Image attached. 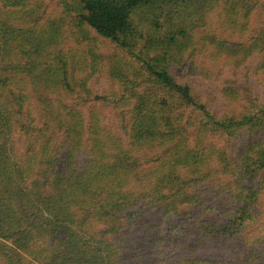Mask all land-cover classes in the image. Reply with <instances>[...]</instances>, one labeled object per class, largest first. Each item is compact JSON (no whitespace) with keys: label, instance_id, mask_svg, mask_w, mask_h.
<instances>
[{"label":"trees","instance_id":"1","mask_svg":"<svg viewBox=\"0 0 264 264\" xmlns=\"http://www.w3.org/2000/svg\"><path fill=\"white\" fill-rule=\"evenodd\" d=\"M75 1L82 24L98 37L125 49L134 34L131 16L135 11L149 10L153 14L155 10L162 11L167 3L174 5L181 0ZM26 2L0 0V4L16 9H23ZM201 2L198 0V5ZM175 14V10L170 11L168 16L173 18ZM8 28L0 23L1 41L9 34ZM177 36L186 37L184 27ZM180 42L170 36L159 43L165 49L163 56L139 60L138 85H131L124 93L91 95L81 84V95L73 99L74 106L59 105L60 121L56 126L57 131L65 133V143L57 144L52 155L48 154V178L42 177L48 194L39 193L45 199L42 207L48 206L42 223L47 228L33 236L31 223L22 228L23 221L12 217V211L0 199V239L12 240L9 244L0 242V264H124L123 251L130 248L118 241L120 229L140 218L137 238L125 242L133 251L163 244V225L156 221L169 226L166 232H171L175 224L170 219L182 206L195 209L197 214L213 210L217 204L228 207L216 221L199 223L202 237L219 242L232 240L253 219L259 191L264 187L259 183H264V103L245 99L239 113L215 116L189 85L177 82L168 73V61ZM37 46L42 48L40 43ZM57 75L61 92L71 95L65 69L60 67ZM8 81L0 78V91ZM233 92L226 94L228 98L241 102ZM87 103H91V110L103 104L120 111L129 108L126 115L118 117L117 125L125 142L102 132L96 117L83 118L77 109ZM4 113L0 105V115ZM239 137L248 140L244 142ZM148 152L158 156L145 157ZM80 153L89 160L78 169L74 159ZM143 159L150 160L153 167L142 180H134V162ZM220 178L226 183L214 200L197 193ZM30 201L26 199L28 204ZM152 207L157 208L155 214L159 217L149 222L144 220L143 210L148 212Z\"/></svg>","mask_w":264,"mask_h":264},{"label":"rangeland","instance_id":"2","mask_svg":"<svg viewBox=\"0 0 264 264\" xmlns=\"http://www.w3.org/2000/svg\"><path fill=\"white\" fill-rule=\"evenodd\" d=\"M175 5L179 8L174 9ZM232 7L236 12L230 16ZM162 9L153 14L149 10L132 14L135 30L124 49L82 24L75 0H27L23 9L0 4V23L11 29L0 40V78L9 80L0 91V105L6 112L0 115V199L12 211V217L23 221L22 228L31 223L33 236L47 228L42 223L48 206L42 207L45 199L39 193L48 194L47 183L42 181V177L48 178V154L52 155L57 144L65 143V133L57 131L56 126L60 121L59 105L74 106L73 99L81 95V84L91 95L124 93L131 85H138L139 60L163 56L165 49L159 43L173 36L181 45L171 54L168 73L177 82L189 85L215 116L239 113L245 99L264 103V0H202L199 5L198 0H181L174 5L167 3ZM174 10L176 14L171 18L168 14ZM182 27L185 38L177 36ZM38 43L42 45L40 50ZM60 67L67 74L71 95L60 90V79H56ZM229 91L236 92L241 102L230 100ZM90 106L87 103L77 110L83 118L96 117L102 132L125 142L117 125L118 117L126 115L129 108L120 111L103 104L91 110ZM156 154L148 152L145 157L156 158ZM88 160L86 154L80 153L74 164L81 169ZM134 164V180H142L153 167L150 160L144 159ZM218 183L220 186L214 189ZM225 183L223 178L217 179L197 193L208 200ZM259 193L253 219L232 240L219 242L202 237L199 226L215 220L228 207L217 204L213 210L197 214L192 207L182 206L170 219L175 224L171 232H166L169 226L156 221L163 225V244L133 251L125 240L137 238L141 222L135 218L136 222L130 221L135 223L121 228L118 235V241L130 248L123 251L124 264H262L264 187ZM26 199L31 200L29 204ZM143 211L146 221L159 217L155 214L157 208ZM7 240L0 242L12 243Z\"/></svg>","mask_w":264,"mask_h":264}]
</instances>
